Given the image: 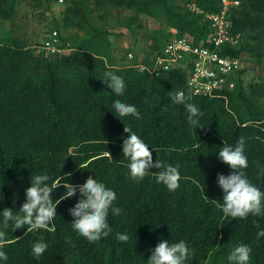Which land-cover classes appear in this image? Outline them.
<instances>
[{
	"label": "trees",
	"instance_id": "1",
	"mask_svg": "<svg viewBox=\"0 0 264 264\" xmlns=\"http://www.w3.org/2000/svg\"><path fill=\"white\" fill-rule=\"evenodd\" d=\"M20 1L0 0V17L13 21ZM26 1L43 6L52 0ZM183 1L181 6L180 0H66L55 29L75 27L88 36L63 54L49 56L14 36L0 38V212L11 208L17 214L31 179L46 173L53 179L71 173L65 182L73 185L92 176L116 193L113 207L122 210L120 215L109 211L112 232L97 242L72 228L68 210L78 202V191L57 205L53 231L27 232V226L14 230L11 221L4 229L0 215V230L12 241L0 248L8 257L0 264H147L161 240H184L194 251L186 264H232L228 256L241 244L252 249L249 264H264V237L257 238L264 229V215L225 217L217 181L218 173L234 171L218 159L223 141L235 147L244 137L248 167L243 171L264 191V86L253 84L248 91L243 82L249 69L264 65V0H241L230 13L233 29L243 34L239 47L223 51L243 58L235 89L226 97L191 96L186 91L184 96L191 97L187 102L202 113L196 118L198 125L190 124L184 105L169 97V92L187 90L189 66L158 77L135 67L153 63L174 37L172 29L178 36L189 35L196 45L211 46L209 21L192 13L188 4L213 13L220 9L219 0ZM120 9L130 11L127 28L132 31L144 18L163 19L170 28L168 35L156 31L144 60L131 66L117 64L108 32L95 21L96 16L108 19ZM107 71L123 78L122 96L101 81ZM116 100L134 105L140 118L118 117ZM125 126L148 144L153 162L179 165L177 190L157 183L153 172L159 170L154 168L139 182L131 179L129 160L122 154ZM63 182L52 193L54 201L66 191ZM117 233L130 239L119 242ZM41 241L48 247L36 259L32 248Z\"/></svg>",
	"mask_w": 264,
	"mask_h": 264
},
{
	"label": "clouds",
	"instance_id": "2",
	"mask_svg": "<svg viewBox=\"0 0 264 264\" xmlns=\"http://www.w3.org/2000/svg\"><path fill=\"white\" fill-rule=\"evenodd\" d=\"M101 81L115 95L122 96L124 94L126 85L122 77L107 71ZM169 97L172 103L184 105L190 124H199L196 118L202 113L193 103L187 102L191 100V97H185L181 92H169ZM113 108L118 117L131 115L140 118V113L134 105L116 100L113 103ZM124 132L128 135L126 139H123L122 154L129 160L128 168L131 179L139 182L148 175L150 169L154 168L159 170L153 172L157 183H162L169 191L177 190L181 180L179 165L166 164L160 159L153 162L152 151L148 144L129 127L125 126ZM244 146L245 138L240 137L235 147L229 146L223 141V147L218 151V159L234 170L229 175L217 174L218 185L223 191V201L219 206L223 215L232 219H247L249 214L252 216L264 215V191L255 186L243 171L248 167ZM257 167H260L259 162H257ZM68 176H71V173H65L60 179H53L49 173L34 176L31 179V186L25 190L26 202L21 205L19 212L14 215L11 208H4L0 212L3 217V228L6 229L11 221L14 230L27 226V232L40 229L53 231L54 228H51L50 224L57 216V205L62 200L75 196L78 191L80 196L78 202L68 210L73 217L71 223L73 230L89 242H97L102 237H108L112 232L108 222L109 211L111 210L113 215H120L122 211L119 207H113V202L117 198L116 193L92 176H89L80 185L65 182V177ZM50 180L53 181L51 186L47 183ZM62 181H64L63 187L66 191L54 201L52 193L61 186ZM255 226L260 228L258 223ZM260 237H264V229L257 232V238ZM16 239L18 241L19 237ZM116 239L126 243L130 237L125 233H117ZM11 242L6 239V232L0 230V248ZM67 242H71L70 238ZM47 247L48 245L42 241L35 243L32 248L33 256L39 259ZM251 251L250 246L241 244L234 248L228 256V260L232 264H249ZM151 252L147 264H186L194 255V251L189 249L184 240L171 244L166 240H161ZM7 259V254L0 250V260L6 261Z\"/></svg>",
	"mask_w": 264,
	"mask_h": 264
},
{
	"label": "built area",
	"instance_id": "3",
	"mask_svg": "<svg viewBox=\"0 0 264 264\" xmlns=\"http://www.w3.org/2000/svg\"><path fill=\"white\" fill-rule=\"evenodd\" d=\"M64 3L65 0H59ZM241 0H219L218 12L208 13L196 3L188 4V9L195 14L203 15L209 21L212 33L209 37L210 47L196 45L189 35L174 37L167 43L151 65L136 64L135 67L147 71L158 77L175 68L190 67L187 90L180 91L183 95L203 97H226V93L236 87V77L244 67L242 57H236L228 49L239 47L243 42V34L233 29L230 13L240 6ZM39 52L47 54H63L67 48L59 37V31L54 30L52 35L38 47ZM133 57V54H130Z\"/></svg>",
	"mask_w": 264,
	"mask_h": 264
},
{
	"label": "rangeland",
	"instance_id": "4",
	"mask_svg": "<svg viewBox=\"0 0 264 264\" xmlns=\"http://www.w3.org/2000/svg\"><path fill=\"white\" fill-rule=\"evenodd\" d=\"M65 2L60 3L59 0H52L49 4L36 6L30 1L21 0L13 21H5L0 17V38L6 39L9 36H14L29 46L38 48L52 35L54 30H58L55 29L57 28L55 25L63 17ZM184 4V1L180 0V5ZM130 16V11L120 9L114 10L108 19H100L97 16L95 18L97 26L108 32V40L112 43L113 54L118 59L117 64L120 66H131L137 60L142 62L152 43L153 34L160 31L164 35H168L170 32L165 20L154 21L149 18H144L142 26L136 27L132 31L127 28ZM174 30L172 29V32ZM58 31L63 37L61 39L64 47L68 49L67 51L77 47L88 36L86 32L75 27L64 30L60 25ZM130 54H133V57ZM243 82L248 91L253 84L264 86V65L263 68L249 69L243 76ZM261 103L264 107V97H262Z\"/></svg>",
	"mask_w": 264,
	"mask_h": 264
}]
</instances>
